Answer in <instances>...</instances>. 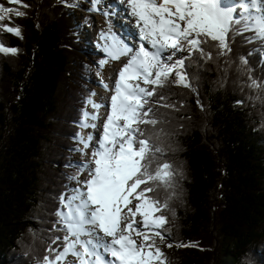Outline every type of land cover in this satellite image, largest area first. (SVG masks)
<instances>
[{
    "label": "trees",
    "instance_id": "trees-1",
    "mask_svg": "<svg viewBox=\"0 0 264 264\" xmlns=\"http://www.w3.org/2000/svg\"><path fill=\"white\" fill-rule=\"evenodd\" d=\"M23 3L30 7L0 0L27 13L2 22L21 26L22 39L0 29V41L20 50L0 54V264H35L47 246L58 196L74 182L67 176L76 169L65 165L79 162L73 136L101 59L81 34L94 18L80 11L86 0ZM260 47L237 36L227 57L186 62L195 91L159 90L178 109H158V127L169 133L165 159L183 173L170 202L171 238L196 245L162 246L168 264H264V92L238 71L245 56L264 81Z\"/></svg>",
    "mask_w": 264,
    "mask_h": 264
},
{
    "label": "snow or ice",
    "instance_id": "snow-or-ice-1",
    "mask_svg": "<svg viewBox=\"0 0 264 264\" xmlns=\"http://www.w3.org/2000/svg\"><path fill=\"white\" fill-rule=\"evenodd\" d=\"M63 2L66 7L78 6V0ZM8 3L30 7L23 0ZM90 4L88 10L101 13L108 22L99 33L98 47L104 55L97 61L95 76L110 95L100 103L95 91L83 98L72 149L82 159L65 165L76 169L67 176L75 187L65 185L58 196L47 246L34 258L35 264H168L162 246L196 245L171 238L168 213L175 217V211L170 202L183 173L165 159L169 133L158 127L165 123L158 109H178L159 90L173 84L195 91L186 62L194 56L204 62L214 55L227 57L237 36L245 43H259L264 63V0H116L106 6L105 0H90ZM118 13L136 30L131 44L112 28L109 18ZM12 15L27 13L0 4V29L22 39L21 26L2 23ZM19 51L0 41V54ZM121 60L116 79L105 82L104 67ZM247 64V57L241 56L238 71L247 74L248 87L264 92V81L254 79ZM85 129L92 131L85 134ZM241 264L251 262L243 257Z\"/></svg>",
    "mask_w": 264,
    "mask_h": 264
},
{
    "label": "rangeland",
    "instance_id": "rangeland-1",
    "mask_svg": "<svg viewBox=\"0 0 264 264\" xmlns=\"http://www.w3.org/2000/svg\"><path fill=\"white\" fill-rule=\"evenodd\" d=\"M115 2L116 1L108 0L107 4H109V3L114 4ZM89 4L90 3H88L86 0V4L84 3V6L81 7L80 11L82 13L92 15L94 17L93 23L90 24L88 27L87 26L82 27L81 34L88 40V46H89L90 50L92 52H96L97 54H99V57H103L104 54L102 53V51L98 47V45L100 43L99 33L101 32V30H104L107 28L108 22L106 21L105 16L102 15L101 13L90 12L88 10L91 7V6H89ZM107 4H105V6ZM109 19H110V22L112 24L113 30L118 35H120L121 38H123L126 43H129L128 41H126L127 40L126 34H128V36H129V34H132L133 32H135L134 31L135 29L133 27H131L130 25H126L124 23L126 26H123V28L126 29V31H128V33L123 34V32H122V22L123 21L122 20H124V17L120 13H118L116 16L110 17ZM123 62H124L123 60L113 61L104 67V69L102 71V75H103V79L105 82L111 84L112 81H114V79H116V77H117L116 72L118 73V70L122 66ZM90 76H91V82H92L91 87L96 92V97H95L96 101L98 103L105 102V100L108 96V92L99 84V82H98L99 78L98 77H96L94 74H90ZM89 110L91 111V109H89ZM105 110H106V105H105V108H102L100 110L102 115L104 114ZM84 131H85V134H87L88 132H91L92 130L91 129H85ZM89 151H90V149H89ZM75 158L78 161H81V159H82L81 153L77 152V154L75 155ZM86 175H87V173H84L83 175H81L80 179L81 180L85 179ZM73 184L75 187V182H73ZM164 248L169 249L166 246H164Z\"/></svg>",
    "mask_w": 264,
    "mask_h": 264
},
{
    "label": "bare ground",
    "instance_id": "bare-ground-1",
    "mask_svg": "<svg viewBox=\"0 0 264 264\" xmlns=\"http://www.w3.org/2000/svg\"><path fill=\"white\" fill-rule=\"evenodd\" d=\"M120 7H123V6H120ZM123 26H126L124 23H122V32H123V34H125V33H128V31H126V29H124L123 28ZM134 31H136V30H134ZM126 36L128 37V34H126ZM129 36H132V37H134L135 36V32H133L132 34H129ZM127 39V38H126ZM127 41V40H126ZM128 42H129V40H128ZM131 43V42H130ZM147 46V45H146ZM116 75H117V72H116Z\"/></svg>",
    "mask_w": 264,
    "mask_h": 264
}]
</instances>
